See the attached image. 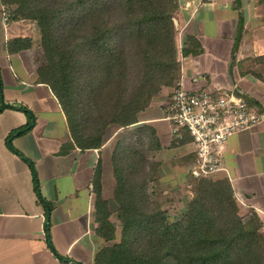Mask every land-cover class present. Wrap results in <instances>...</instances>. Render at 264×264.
Instances as JSON below:
<instances>
[{
  "label": "trees",
  "instance_id": "1",
  "mask_svg": "<svg viewBox=\"0 0 264 264\" xmlns=\"http://www.w3.org/2000/svg\"><path fill=\"white\" fill-rule=\"evenodd\" d=\"M0 2L11 18L36 23L44 52L37 66L38 82L51 88L66 116L70 144L82 150L100 148L112 125L126 130L138 124L157 94L178 87L180 56L199 46L188 35L178 48L174 18L180 0ZM30 45L28 37L8 44L10 52ZM254 61L262 67L254 72L264 81V55ZM135 133L147 137L149 148L157 146L151 125L138 126ZM126 139L119 140L112 154L113 200L103 197L101 165L91 179L97 234L106 242L115 241L114 210L121 221L120 239L104 245L94 264H264L262 221L254 210L244 211L228 178L190 175L182 215L171 221L149 193L160 163L153 162L146 171L140 151L132 150ZM190 139L185 134L179 142ZM50 249L68 262L51 243Z\"/></svg>",
  "mask_w": 264,
  "mask_h": 264
},
{
  "label": "crops",
  "instance_id": "2",
  "mask_svg": "<svg viewBox=\"0 0 264 264\" xmlns=\"http://www.w3.org/2000/svg\"><path fill=\"white\" fill-rule=\"evenodd\" d=\"M175 15L177 30L195 37L200 52L206 48L202 37L208 35L211 52L217 54L224 43L229 61L230 80L212 83L203 76L187 77L181 64L183 86L243 91L263 114L261 122L229 137L224 170L217 176L230 180L237 200L244 210L258 214L264 231V81L256 76L262 67L254 61L264 55V0H180ZM241 20V39L234 52ZM211 24L226 33L212 34ZM23 37L31 38L29 48L10 52V41ZM39 48L36 23L11 18L0 2V264H94L96 253L108 242L96 231L91 179L101 165L103 197H114L112 154L125 129L114 125L98 149L73 148L58 99L47 84L38 82ZM170 93L171 88H164L140 122L126 131L131 140L138 126L155 129L154 157L174 189L191 175L194 147L191 140L180 143L172 135L165 112ZM50 243L68 262L54 255Z\"/></svg>",
  "mask_w": 264,
  "mask_h": 264
},
{
  "label": "built area",
  "instance_id": "3",
  "mask_svg": "<svg viewBox=\"0 0 264 264\" xmlns=\"http://www.w3.org/2000/svg\"><path fill=\"white\" fill-rule=\"evenodd\" d=\"M165 112L175 139L185 134L191 138L194 161L190 174L195 178L216 177L224 170L229 137L263 119L259 109L249 106L235 89H188L182 78L178 87L171 88Z\"/></svg>",
  "mask_w": 264,
  "mask_h": 264
},
{
  "label": "rangeland",
  "instance_id": "4",
  "mask_svg": "<svg viewBox=\"0 0 264 264\" xmlns=\"http://www.w3.org/2000/svg\"><path fill=\"white\" fill-rule=\"evenodd\" d=\"M211 26H212L211 27L212 31L210 32L212 34L214 32H217L218 33L217 35L220 36L226 33L225 30L224 31L221 30L222 33L216 31V29H218L217 28L218 26H214V24H211ZM186 37L187 36H185L181 30L177 31V41H178L179 50L182 48L183 42L185 41ZM207 41H208V35H206L205 37L203 36L202 43L204 42L206 44V48L204 49L203 52H200V48L202 47L199 45L198 47L193 48L192 53L186 58H183L184 56H180V62L182 64V68H183L182 70H183L184 75H186L187 77H190L192 75H196L197 77L203 76L205 79L208 78L210 83H212L215 80H219V81L230 80V76L228 73L229 61H227L224 57V43H222V45L219 47V50L216 54V53L211 52V45H209ZM232 58H235V55H232L231 60ZM35 60H36L37 66L44 61V52H43L41 43H40L39 50L35 52ZM207 89H208L207 87L204 88V90H207ZM160 93L157 94L152 99V101L156 97H158ZM152 101L149 107L145 109L143 112H141L140 116L142 115V113H144L146 110L150 108ZM246 103L251 107H256V104H251L247 100H246ZM113 128H114V125L110 126L106 132V135L108 134V132L110 133V131H112ZM119 133H120L121 138L128 135L126 130H123ZM126 140H127V143L132 147V150L138 149L140 151V155L138 157L143 159L144 169L146 171L147 169H149V167L152 165L153 162L160 163L157 167L156 180L154 182H150L148 185L149 193H152V198L160 202L163 208L168 211L169 218L171 221H175L179 219L182 215V209L184 208L187 202L188 195L190 194L191 185H189L188 182L191 179V176L189 175L187 179L185 180V182L180 184L179 187H175L174 189L171 188L170 186L173 185V182H168V179H169L168 177L170 176L165 175L160 170L162 163L160 160L154 157L155 156L154 153L156 150V143H153L150 146L151 148H149L147 137L144 134L143 135L135 134L133 139L131 140L126 139ZM113 198H110V199L113 200ZM244 211L250 214L251 210L247 209ZM112 221H113V224L116 225V237L117 238L115 241L108 242V244H112L113 242H116L120 239L121 221L119 217V211L117 210L113 211Z\"/></svg>",
  "mask_w": 264,
  "mask_h": 264
},
{
  "label": "water",
  "instance_id": "5",
  "mask_svg": "<svg viewBox=\"0 0 264 264\" xmlns=\"http://www.w3.org/2000/svg\"><path fill=\"white\" fill-rule=\"evenodd\" d=\"M238 2H240V0H238ZM242 28H243V21L241 20L239 28H238L236 40H235L234 52H236L237 49H238V46H239V43H240V39H241V34H242ZM241 95H243L246 98L248 97V95L245 92H243V91H241Z\"/></svg>",
  "mask_w": 264,
  "mask_h": 264
}]
</instances>
